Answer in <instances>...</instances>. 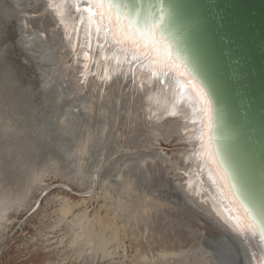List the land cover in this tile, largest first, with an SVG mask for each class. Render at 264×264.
<instances>
[{
	"label": "rangeland",
	"instance_id": "rangeland-1",
	"mask_svg": "<svg viewBox=\"0 0 264 264\" xmlns=\"http://www.w3.org/2000/svg\"><path fill=\"white\" fill-rule=\"evenodd\" d=\"M29 3V15H38L32 31L45 21L50 42L38 40L27 51L19 17ZM110 19L119 39L134 36L114 10ZM74 24L58 0L14 1L9 20L0 17V264H137L139 239L149 254L156 252L144 206L188 231L199 228L195 214L231 224L203 183L216 177L208 148L204 143L208 166L200 172L190 150L193 122L199 121V134L207 115L164 110L163 102L186 89L181 94L170 79L162 84L141 66L132 69L120 51L101 54L97 46L92 62L85 54L90 41L77 46ZM167 53L162 46L156 55L185 84ZM169 206L182 207L184 215ZM110 210L132 220L139 238L123 231L122 240L107 242L106 224L115 220ZM157 217L158 225L163 219ZM88 223L99 235L90 236Z\"/></svg>",
	"mask_w": 264,
	"mask_h": 264
},
{
	"label": "water",
	"instance_id": "water-1",
	"mask_svg": "<svg viewBox=\"0 0 264 264\" xmlns=\"http://www.w3.org/2000/svg\"><path fill=\"white\" fill-rule=\"evenodd\" d=\"M107 2L110 8L98 6L95 0H58L74 15L72 30L77 46L82 47L84 39L90 41L85 54L92 62L100 55L97 46L101 54L110 48L120 51V59L130 62L132 69L141 66L162 84L170 79L175 90L183 94L186 85L177 83L173 70L163 68L157 58L159 48L166 46L168 56L189 77L187 83L201 88L208 108V125L203 140L197 132L199 121L193 122L196 126L190 150L200 161L195 169L200 172L208 166L203 154L205 143L220 170L225 192L232 198L224 196L219 178L203 183L232 222L235 235L254 264H258L259 238L242 234L241 227L248 221L241 213L247 220L246 205L258 215L264 213V0ZM89 7L92 13L86 11ZM137 8L140 14L134 36L121 40L112 34L111 9L116 17L126 12L131 25L129 21L135 18ZM118 23L125 24L123 20ZM153 25L157 27L153 29Z\"/></svg>",
	"mask_w": 264,
	"mask_h": 264
},
{
	"label": "bare ground",
	"instance_id": "bare-ground-1",
	"mask_svg": "<svg viewBox=\"0 0 264 264\" xmlns=\"http://www.w3.org/2000/svg\"><path fill=\"white\" fill-rule=\"evenodd\" d=\"M14 1L18 2L20 0H0V17L9 20L10 9L12 8V3ZM52 3H56V1H52ZM54 7H56V5H54ZM33 12L34 11L31 8V3H29L24 8L23 16L19 17V26L21 29V35L23 39L26 38L25 41L23 40L21 45L27 51L35 48L33 44H35V42H38V40L39 42L44 43L45 45H48V43L50 42L49 30L48 28H45V26L43 25L44 24L43 22L45 21L40 20L39 23L40 26L35 27V30L32 31L33 29L32 24L35 20V17H38V15H32V16L29 15L30 13ZM138 20L139 17L135 16V21L138 22ZM132 21L133 20L129 22L132 24ZM32 35H35V38L32 37ZM165 49L167 50L166 46ZM168 58H170V56H168ZM170 59L172 60L175 68L180 73V75H182L185 78V80L183 81H185L187 89L184 91V94L182 96L174 95L173 100H168L166 102H163L162 106H164V110H167L168 112L174 114H180V113L190 114L195 110L202 109L201 113L200 114L198 113L199 114L198 116H201L202 114H204L205 116L208 115L206 98L201 88L193 82L191 84H188L187 80L189 79V77L187 76L186 72L176 64V61H174L173 58ZM160 100H163L161 95L157 97L155 102H158ZM207 125H208V121L206 123V129H207ZM204 132L207 133V130H203L201 132V135H203ZM205 147L208 148V154L212 164L211 165L212 171L215 173L216 177L219 178V180H222L221 182L222 186L225 187L223 178L221 177L220 174V170L218 169V166L215 164L214 158L210 156V152H209L210 148L207 144H205ZM223 194L229 196L227 192ZM39 200H41V198H39ZM34 206H35V202L31 205L28 211H30ZM168 208L174 209L175 212H179L180 215H184V210L182 207L180 208L178 206H169ZM143 212L145 214L144 217L149 218L150 220V224H151L150 229L151 232L153 233V237L156 236V239L152 241L155 243L156 252L154 254L152 253L149 254L150 251L149 247L143 246L142 241L139 239V245L143 247V249L145 248V251H142L143 249L141 250L139 249L138 250L139 253L136 252L137 260H138L136 262L137 264H254L255 263V261L254 262L252 261L251 256L248 255L247 250L244 248V246H242L237 236L235 235L234 233L235 228L232 223L228 225L219 218L215 219L216 222L210 220L207 221L201 215L195 214V216L192 215V217L195 218V222H197L198 224L197 226H199V228L196 230H192L191 227L187 226L191 230L188 231L184 228L182 229L181 223L177 222L178 220L173 219V217H171V215L169 214L167 217H165L164 215L160 214L159 210L158 211L153 210V208H148V206L143 207ZM156 212L158 214L155 215L154 213ZM85 213L88 214L87 211ZM63 214L61 215V217L65 216ZM83 214L84 212L82 213V215ZM111 215L115 218L117 222H115V220H110V222H107L106 224L107 230L109 229L110 232V236L106 238L108 235L107 234L105 237L107 242L108 240L113 241L112 236L116 237V239L120 238V240H122L123 231L129 236V238H139V235L137 234L136 231L135 223L132 220H130L128 217H122L120 215H117L115 212H112L110 210V216ZM157 215H159L163 219V222L159 223L158 225L154 222L155 220L158 219ZM241 216L245 220V222H247L246 218L242 213ZM84 217L87 219V216ZM204 219L206 220V222ZM100 221H101V217H100ZM97 222L98 221L96 220V224ZM88 229H89L88 233L90 234V236L99 235L97 231L100 232V230L99 229L95 230L94 226L89 225V223H88ZM220 231H224L223 235H221L220 237L215 239L211 236V234H219ZM102 234H103L102 236L104 237L105 233ZM130 245L132 244L130 243Z\"/></svg>",
	"mask_w": 264,
	"mask_h": 264
},
{
	"label": "snow or ice",
	"instance_id": "snow-or-ice-1",
	"mask_svg": "<svg viewBox=\"0 0 264 264\" xmlns=\"http://www.w3.org/2000/svg\"><path fill=\"white\" fill-rule=\"evenodd\" d=\"M95 3L98 6H103V7H107L110 8L111 5L108 4L107 0H95ZM79 10V9H77ZM86 11H88L89 13H92V8L89 7L86 9ZM162 11V10H161ZM140 14V9L137 8L135 10V16L138 17ZM116 20L119 22L120 20H123L125 22V27H135V18L132 21L131 25H128L127 21H128V16L126 13L120 14L116 17ZM160 20H163V16L161 15ZM157 26L153 25V29H155ZM245 214L247 217V225H244L241 227V232L242 234L244 233H250L252 237H256L258 236L259 238V244L261 247V252H260V257H259V261L258 264H264V213L261 214H257L255 212V210L251 209L250 206H245Z\"/></svg>",
	"mask_w": 264,
	"mask_h": 264
}]
</instances>
